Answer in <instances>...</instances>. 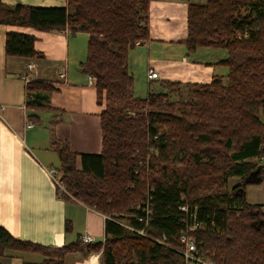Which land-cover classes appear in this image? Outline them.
Masks as SVG:
<instances>
[{
	"label": "trees",
	"instance_id": "trees-1",
	"mask_svg": "<svg viewBox=\"0 0 264 264\" xmlns=\"http://www.w3.org/2000/svg\"><path fill=\"white\" fill-rule=\"evenodd\" d=\"M149 1L67 0L64 7H35L0 0V23L40 31L68 27L88 34L81 69L97 78L98 103L104 106L102 151L78 153L55 137L51 148L61 161L65 191L57 186L58 193L109 216L104 242L79 237L62 247L21 241L0 227V253L24 247L46 256L24 264H65V257L75 252L101 253L102 264H186L180 252L155 238L167 234L178 247L181 232L199 222L202 226L192 232L199 254L217 264H264V204L249 203L239 190L262 167L249 159L260 161L264 155V0L190 3L183 42L191 50H226L222 62L227 76L210 83L162 80L156 91L139 98L133 94L129 52L136 41L150 38ZM36 40L32 34L8 32L7 58L40 56ZM53 89L49 82H30L27 104L55 109L40 92ZM231 177L241 183L232 192H220ZM147 203L148 226L136 217L145 215V206H138ZM182 204L190 206L189 214L180 209ZM70 228L67 222L66 230ZM143 228L147 235L137 232Z\"/></svg>",
	"mask_w": 264,
	"mask_h": 264
},
{
	"label": "crops",
	"instance_id": "crops-1",
	"mask_svg": "<svg viewBox=\"0 0 264 264\" xmlns=\"http://www.w3.org/2000/svg\"><path fill=\"white\" fill-rule=\"evenodd\" d=\"M208 0H150V38L129 52V71L133 75V94L146 98L156 91L162 80L182 83H210L216 76H227L222 61L227 51L210 46L189 49L183 40L188 35L189 4ZM9 6L64 7L67 0H2ZM10 31L32 34L40 56L30 60L6 56V36ZM88 34L72 33L70 29L40 31L30 27L0 23V227L14 238L44 247H62L91 235L93 243L104 242L108 215L70 196L64 198L57 190L51 170L61 165L58 153L51 148L53 137L67 141L78 153H100L103 145L101 112L95 85L81 69L87 56ZM36 65L35 78L54 86L40 91L44 103L55 109L29 106L27 83L22 76L27 64ZM157 71L158 78H150ZM65 73L66 77H60ZM144 83L146 93L135 87ZM157 88V89H156ZM35 119L31 120L30 116ZM39 119H38V118ZM264 121V110L261 113ZM32 122L33 127H27ZM255 175L260 182L247 183L243 193L252 204L249 187L261 186L264 193V162ZM78 165L81 166L80 157ZM233 187L241 183L231 177ZM242 187L239 188V190ZM71 223L66 230V223ZM45 254L24 247H8L0 253V264L41 262ZM65 264H102L101 253L84 255L69 253Z\"/></svg>",
	"mask_w": 264,
	"mask_h": 264
},
{
	"label": "built area",
	"instance_id": "built-area-1",
	"mask_svg": "<svg viewBox=\"0 0 264 264\" xmlns=\"http://www.w3.org/2000/svg\"><path fill=\"white\" fill-rule=\"evenodd\" d=\"M142 41L138 40L135 42V46H138L141 44ZM26 73L23 74L22 78L25 81V83L29 84L30 82L36 80L35 78V70H36V65L34 62H29L27 64V68H26ZM159 74L157 71H150L149 73V77L152 78H158ZM61 78H65L66 75L65 73H61L60 74ZM88 80L89 83L92 85H96V81L97 78L92 75V74H88ZM134 114L133 112H129ZM34 124L32 122L27 123V127H33ZM260 160L262 162H264V155L260 157ZM51 174L53 176V179L55 180V182L62 187L61 190L65 191V188L63 186H61L58 178H57V172L55 170H51ZM149 202V201H148ZM140 206H145L144 208V212L145 215L141 216V215H136L137 219L144 223L146 226H148L151 222V206L147 203L146 205H139ZM180 209L185 212L186 214H189L190 211V206L188 204H182L180 206ZM191 216L195 219V212L191 213ZM202 224L199 222H195L192 225H189L188 228L181 232L180 234V241H181V245L178 247H175L173 245H171L172 243H170L168 241V235L167 234H163L162 237L160 238H155V240L161 244L167 245L169 247H172L174 249H176L178 252H180L182 254V256L184 257L185 263L186 264H217L213 259L199 254L197 251V245H196V240L195 237L193 235V231L196 230L198 227H201ZM138 233L143 234V235H147V232L145 230V228L143 229H139L137 230ZM83 239L85 242H93V237L91 235H84Z\"/></svg>",
	"mask_w": 264,
	"mask_h": 264
},
{
	"label": "rangeland",
	"instance_id": "rangeland-1",
	"mask_svg": "<svg viewBox=\"0 0 264 264\" xmlns=\"http://www.w3.org/2000/svg\"><path fill=\"white\" fill-rule=\"evenodd\" d=\"M134 85H135L136 88H139V90H140L142 93H146V87H145L144 83H142L141 81L138 82L137 79H136ZM157 88H159V87H157ZM157 88H156V89H157ZM181 89L184 91L185 96H187L188 91L186 90V87H185V86H182ZM187 97H188V96H187ZM174 98H178V94H177V93H174ZM59 169H60V168H59ZM55 171L57 172V178H58V180H59L61 186L64 187L63 182L60 181V177L62 176V173H61L60 171L58 172V170H55ZM232 185H233V181H232L230 184L228 183V185L225 186V187H223V188L220 187V188H221V191H220V192H224L225 190H226L227 192H232V191L234 190V187H233ZM57 186H59V185L57 184ZM59 187H60V186H59ZM61 188H62V187H60V189H61ZM220 188H219L218 190H217V188H215V191H216V190L219 191ZM261 188H262L261 186L249 187V195H250L252 201H255V202H262V201H264V193H263V191L261 190ZM206 193H208V192H207V191H206V192L204 191L202 194H206ZM127 215H130V214H129V213H126V216H127ZM119 221H120L121 223L125 224V225L127 224L125 219H120Z\"/></svg>",
	"mask_w": 264,
	"mask_h": 264
},
{
	"label": "water",
	"instance_id": "water-1",
	"mask_svg": "<svg viewBox=\"0 0 264 264\" xmlns=\"http://www.w3.org/2000/svg\"><path fill=\"white\" fill-rule=\"evenodd\" d=\"M261 166H259L255 171H253L247 178H246V183H254V182H260L262 178H259L258 180L255 178L256 174H259L261 172ZM241 192L244 191V188L240 189Z\"/></svg>",
	"mask_w": 264,
	"mask_h": 264
}]
</instances>
